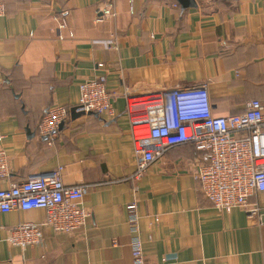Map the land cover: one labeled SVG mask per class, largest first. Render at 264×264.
<instances>
[{
  "label": "crops",
  "instance_id": "0c3cea01",
  "mask_svg": "<svg viewBox=\"0 0 264 264\" xmlns=\"http://www.w3.org/2000/svg\"><path fill=\"white\" fill-rule=\"evenodd\" d=\"M3 1L0 148L10 174L0 190L61 168L64 185L86 189L90 217L72 235L44 227L39 245L22 249L6 242L12 227L42 222L45 211L0 215V264H133L130 203L145 264H264V226L242 209L211 207L194 179L201 152L192 145L167 150L133 177L127 112L130 101L200 85L216 116L262 102L264 0H194L195 8L175 0ZM106 8L116 16L101 15ZM100 75L115 96L114 117L69 114L48 144L36 130L45 111L77 107L80 84ZM254 200L264 206V193Z\"/></svg>",
  "mask_w": 264,
  "mask_h": 264
},
{
  "label": "built area",
  "instance_id": "2783aa9c",
  "mask_svg": "<svg viewBox=\"0 0 264 264\" xmlns=\"http://www.w3.org/2000/svg\"><path fill=\"white\" fill-rule=\"evenodd\" d=\"M5 13L6 3L0 0V18ZM101 15L116 16L110 8L104 9ZM59 28L64 29L65 25L62 23ZM105 46L115 49L116 38ZM78 97V111L114 117L111 102L115 96L107 91L105 76L85 80L79 86ZM134 107L143 109L137 113L132 111ZM244 109L240 114L216 116L211 110L206 85L151 94L142 101L128 102L135 160L133 177L141 178L167 150L192 145L201 152L193 170L194 179L211 207L223 213L242 209L258 225L264 226V206L256 200L250 201L264 193V100L249 101ZM69 114V109L63 106H52L39 122L38 134L51 144ZM60 172L61 168H57L47 174L30 176L22 183L0 190V215L22 210L45 211L42 222L12 227L6 240L8 244L22 249L37 246L44 227L66 235L86 227L90 217L89 211L82 207L86 189L64 185ZM9 174L6 152L0 148V180H5ZM126 209L127 223L133 234L130 240L133 264H145L136 204L130 203Z\"/></svg>",
  "mask_w": 264,
  "mask_h": 264
},
{
  "label": "water",
  "instance_id": "95a60500",
  "mask_svg": "<svg viewBox=\"0 0 264 264\" xmlns=\"http://www.w3.org/2000/svg\"><path fill=\"white\" fill-rule=\"evenodd\" d=\"M178 4H180L183 8H195L196 3L194 0H175ZM69 113L71 114V118L75 119L78 118L82 115H85L83 112L78 111L77 107H72L69 109ZM89 115H91L92 113H88ZM96 116V115H95ZM62 127V125L60 126V128ZM59 128V129H60Z\"/></svg>",
  "mask_w": 264,
  "mask_h": 264
},
{
  "label": "trees",
  "instance_id": "16d2710c",
  "mask_svg": "<svg viewBox=\"0 0 264 264\" xmlns=\"http://www.w3.org/2000/svg\"><path fill=\"white\" fill-rule=\"evenodd\" d=\"M38 126V125H37ZM36 130H37V128H36ZM38 131V130H37Z\"/></svg>",
  "mask_w": 264,
  "mask_h": 264
}]
</instances>
